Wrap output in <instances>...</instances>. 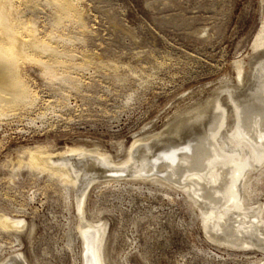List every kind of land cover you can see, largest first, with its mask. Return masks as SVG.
<instances>
[{
    "label": "rangeland",
    "instance_id": "1",
    "mask_svg": "<svg viewBox=\"0 0 264 264\" xmlns=\"http://www.w3.org/2000/svg\"><path fill=\"white\" fill-rule=\"evenodd\" d=\"M10 1L25 10L14 11L22 25L35 19L36 41L45 38L47 54H37L61 59L57 70L67 74L51 78L43 63L23 59L19 72L35 103H20L0 116V214L24 221L0 227V264H83L78 209L83 198V222L106 221L107 264H263V250L209 236L185 191L150 181L106 184L105 173L97 177V171L108 162L98 155L100 165L89 168L83 186L68 195L53 172L18 166L30 147L65 157L74 146H96L121 162L138 135L162 132L177 118H185L181 125L198 120L194 109L219 93L228 104L223 85L247 89L254 57L263 56L254 45L264 0H73L78 16L71 19L64 11L57 14L55 0ZM239 62L244 80L237 77ZM257 92L253 96H263ZM193 132L161 135L118 173L149 170L153 152L182 143ZM163 168L158 174L168 176ZM252 197L264 204V175Z\"/></svg>",
    "mask_w": 264,
    "mask_h": 264
},
{
    "label": "bare ground",
    "instance_id": "2",
    "mask_svg": "<svg viewBox=\"0 0 264 264\" xmlns=\"http://www.w3.org/2000/svg\"><path fill=\"white\" fill-rule=\"evenodd\" d=\"M33 1L35 3V0ZM55 1L58 3L57 14L64 11L65 19L77 18L78 8L73 0ZM28 6L30 7L29 2L27 8ZM18 10L25 11L17 9L15 3L10 0H0V116L8 115L11 108L20 103H35L36 95L29 89L19 72V63L23 59L43 63V73L51 78H65L67 74L57 70L59 64L64 65L63 62V64L59 62L61 59L48 61L37 54L39 50L42 52L49 49V46L43 45L42 41L45 38L42 41L38 38L36 41V33L34 34L36 27L34 26L37 25H35L36 22L33 24V20L31 21L34 18L28 19V24L26 22L24 26L18 20L20 18H16L14 14ZM80 15L81 12H79ZM81 19L83 18L79 20ZM26 30L30 31L28 38L24 35ZM50 43V47L56 52L57 46ZM254 48L255 53L262 50L263 56H259L260 54L253 56L255 66L251 74V85L247 89L239 91L232 84L223 85L230 100L228 104L223 102L222 93H219L194 109L195 116L193 117L198 120L181 125L185 118H177L173 123H169L168 129L162 132L138 135L129 147V154L125 160L121 161L119 158L121 162L116 161L96 146L90 149H77V147L75 149L74 146V150L72 149L73 151L65 157H54L51 155L53 152L46 154L45 148L42 147L35 149L30 147L27 149V160L18 167L27 166L29 169H37L41 172H53L68 195L73 188L78 190L83 186L89 168L100 165L96 156L98 155L103 158V161L108 162V167H102L97 171V177L105 173L101 178L106 184H127L138 180L158 183L170 189H181L190 195V203L199 208L203 219L202 225L209 236L227 245L264 251V204L252 202L255 182L264 175V22ZM42 53L47 54V51ZM52 53L49 52V54ZM237 70V77L244 80V67L241 62ZM258 89L263 96H253L255 90L257 92ZM183 130H194L195 133L193 132L182 143L162 148L160 152L162 154L158 151L153 152V162L147 160L149 170L142 168L146 172L155 170L154 172L147 174L139 170L132 176L118 173L127 171L125 166L134 160L136 155L143 154L147 148L154 145L156 138L164 134L178 135ZM191 141H196L195 146L190 144ZM186 149L187 152H181ZM159 166L164 167L163 170L168 176L158 174ZM108 172L110 174H107ZM84 201L86 200L83 198L78 204V209L80 218L85 222L84 206L86 204L84 205ZM4 214H0V227L10 228L20 223L24 224V221L9 218ZM82 222L79 223L83 239L81 262L83 264H107L104 257L106 221L98 218L97 220H86L87 224Z\"/></svg>",
    "mask_w": 264,
    "mask_h": 264
}]
</instances>
